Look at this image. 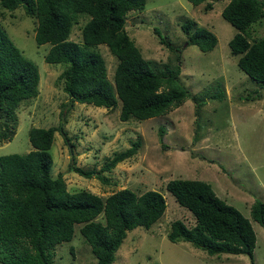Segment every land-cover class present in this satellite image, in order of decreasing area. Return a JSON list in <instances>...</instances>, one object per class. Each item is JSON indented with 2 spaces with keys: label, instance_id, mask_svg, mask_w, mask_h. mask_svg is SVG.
Wrapping results in <instances>:
<instances>
[{
  "label": "trees",
  "instance_id": "1",
  "mask_svg": "<svg viewBox=\"0 0 264 264\" xmlns=\"http://www.w3.org/2000/svg\"><path fill=\"white\" fill-rule=\"evenodd\" d=\"M193 6L204 4L213 9L219 0H188ZM146 0H0V8L24 13L36 20L37 45L49 43L44 60L61 64L59 81L69 96L70 108L76 102L113 109L120 103L119 119L137 121L164 116L187 99H196L179 79V49L162 39L176 58L161 67L146 59L125 24L131 11L144 9ZM2 12L0 11V17ZM222 17L237 32L229 40L232 54L240 55L237 65L250 79L264 89V36L251 37L253 26L264 18V0H228ZM81 42L70 39L80 18ZM185 44L203 52L211 51L217 37L205 27L188 19L181 25ZM155 31L159 33L158 29ZM105 45L116 58L113 80L107 77L104 58L95 50ZM39 70L13 43L0 26V143L10 141L18 122L16 110L38 95ZM249 96L246 99H258ZM213 98L221 100L222 93ZM205 103L197 102L196 111ZM69 108L66 109V111ZM163 128L160 133L163 134ZM55 132L72 146L61 123L58 126L31 127L28 140L32 149L24 154L0 155V264H55L54 250L70 241L75 226L96 258L95 264H112L127 232L149 229L164 214L166 201L155 190L137 193L129 188L102 198L88 190H67L62 173L51 174L53 159L50 148ZM141 146L132 142L125 150L106 159L99 171L87 170L75 163L72 171L85 178L93 175L107 183L103 172L132 158ZM166 189L176 202L189 210L195 224L188 227L181 220L170 225L167 238L189 242L209 255L245 254L253 264L256 236L251 221L234 206L220 199L212 186L202 180L173 179ZM102 220L98 219V217ZM251 219L264 226V202L255 200ZM73 252V249H71Z\"/></svg>",
  "mask_w": 264,
  "mask_h": 264
},
{
  "label": "rangeland",
  "instance_id": "2",
  "mask_svg": "<svg viewBox=\"0 0 264 264\" xmlns=\"http://www.w3.org/2000/svg\"><path fill=\"white\" fill-rule=\"evenodd\" d=\"M227 2L215 1L213 9L206 12L204 4L193 6L188 0H146L144 9L129 12L125 28L146 59L159 67L175 60L176 52L160 37L180 50L179 79L196 99L185 100L164 116L125 122L119 119L120 103L106 109L76 102L70 108L69 96L59 81L62 65L44 60L49 43L35 42L36 20L21 7L14 11L0 8V26L22 54L37 65L40 75L38 95L16 110V131L10 141L0 143V155L30 151L31 127L62 123L72 146L55 132L50 148L51 174L56 177L62 173L67 190L84 189L102 198L123 188L137 193L155 190L165 198L163 216L147 230L136 227L128 231L112 264H252L245 254L209 255L189 242L173 243L167 238L174 220L188 227L195 224L191 212L166 189L173 179L209 183L220 199L247 217L256 236L253 264H264V226L250 216L252 203L264 202V89L239 69L240 55L231 53L228 42L237 30L221 15ZM85 19L81 17L73 26L71 40L81 42L80 27ZM188 19L215 34L217 44L211 51L185 44L181 25ZM250 35L264 36V18L253 26ZM95 50L104 58L107 77L112 81L116 58L105 45ZM220 92L221 100L213 98ZM257 94L260 98L246 99ZM199 101L205 104L197 113ZM135 140L141 142L138 152L110 172H103L107 183L94 175L85 178L67 169L74 157L77 166L99 171L107 158L127 149ZM98 219L102 220L101 216ZM53 259L55 264L96 263L78 225L72 239L55 248Z\"/></svg>",
  "mask_w": 264,
  "mask_h": 264
}]
</instances>
